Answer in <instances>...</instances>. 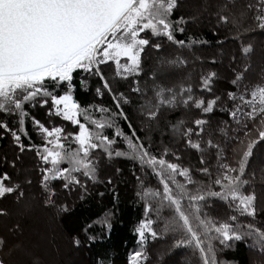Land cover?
Returning a JSON list of instances; mask_svg holds the SVG:
<instances>
[{
	"label": "snow or ice",
	"instance_id": "obj_1",
	"mask_svg": "<svg viewBox=\"0 0 264 264\" xmlns=\"http://www.w3.org/2000/svg\"><path fill=\"white\" fill-rule=\"evenodd\" d=\"M180 3L0 0V139L10 137L19 152H32L38 161L35 181L0 171V202L11 198L14 206L0 203V220L27 214L34 184L42 207L66 213L55 182L83 192L89 181L112 185V177L100 181L102 160L125 158L133 162L136 197L143 205L134 229L137 247L126 264H153L149 244L158 240L168 247L154 254L156 264H167L165 256L175 249L189 250L190 264H223L219 253L236 242H244L264 264V220H258L264 199L256 191L257 173L249 172L255 149L264 148V69L252 72L254 45L248 40L256 30L264 32V0H201L191 17L176 16ZM203 13L217 46L236 45L222 90L216 87L221 74L215 57L207 61L213 67H201L195 81L194 67L189 68L204 65L194 49L210 45L207 36L178 38ZM149 49L156 55L146 67ZM107 65H114L116 78L131 81L127 91L113 86L102 68ZM77 75L79 87L93 92V102L76 98ZM90 80L96 81L94 89ZM105 96L110 105L102 103ZM37 107L45 110L47 121L32 114ZM29 122L39 143L29 134ZM177 136L200 153L198 169L173 162L181 157L165 141ZM17 159L5 156L4 162L15 169ZM196 172L206 180L195 178ZM145 177H154L159 186L148 187ZM259 184L264 188V168ZM218 201L226 205V219L216 211ZM109 217L106 213L83 229L89 242L96 240L88 235L93 225L111 229ZM21 227L17 220L7 232L15 235ZM72 243L81 245L78 236ZM0 251H12L3 234ZM106 260L100 257L97 264ZM0 264L9 261L0 258Z\"/></svg>",
	"mask_w": 264,
	"mask_h": 264
},
{
	"label": "trees",
	"instance_id": "obj_2",
	"mask_svg": "<svg viewBox=\"0 0 264 264\" xmlns=\"http://www.w3.org/2000/svg\"><path fill=\"white\" fill-rule=\"evenodd\" d=\"M200 3L201 0H181L176 16L191 17L195 15ZM209 20L208 14L203 13L195 23H189L184 35L178 34V38L184 39L191 35L207 36L211 44L202 47L197 46L194 49L196 56L205 61L204 65L201 66L196 63L194 66L190 65L189 68L192 70L194 67L193 81H195L197 79L196 73L201 70V67L205 70L213 67L207 61L215 57L217 59V64L214 66L215 70L221 74V80L216 87L222 90L228 86L227 81L224 79L228 75L226 71L228 55L235 49L236 45L229 42L223 47L217 46L215 43L216 38L210 34L212 25ZM248 40L254 45V52L251 57L252 72L258 73L261 69H264V32L256 30L250 34ZM185 54H187V50H185ZM155 55L154 51L148 50V54L144 57L146 67L154 63ZM221 59H223V63H220ZM102 68L109 79L113 80L115 88L120 91L128 90L131 81L116 78L114 65L102 66ZM79 79L80 76L77 75L76 98L81 103L93 102V92L81 89ZM89 85L94 89L96 81L90 80ZM102 103L110 105L111 101L105 96ZM32 114L42 121H47L44 109L37 107L32 110ZM55 123L62 124L59 120ZM136 123L138 125L139 121H136ZM121 126L127 132V126L123 122H121ZM28 130L33 141L39 143L40 137L32 130L30 122ZM241 138L243 137L241 136ZM193 139L196 138L193 137ZM24 143L27 144V140ZM165 143L181 157L180 161L173 160V162H178L182 166L190 167L193 170L199 168L200 153L186 147L179 136L175 139L166 140ZM117 146L124 147L122 142L118 143ZM232 147L234 148L236 145H232ZM5 156L9 161L19 157L16 160L15 169L5 164ZM205 158H208L207 155ZM228 159H234L231 149L228 152ZM37 164L38 161L34 154L29 151L19 152L14 147L10 137L0 139V171H8L13 179L28 176L35 181L38 180L35 171ZM213 165H215V161H213ZM117 168L121 170L119 173L116 172ZM133 168V162L125 158L103 159L99 169L100 181H106L108 177H112V185L104 182L93 184L89 181L87 182L86 192L79 188H73L70 191L65 190L61 187V182H55L58 203L66 204L69 209L68 212L60 214H57L53 209L41 206L39 190L34 184L31 191L35 192L36 195L30 199V208L27 214L20 216L14 213L11 218L0 220V234L8 236L12 246L11 253L0 251V258L8 260L9 264H97L100 257L106 256L105 264H126L127 254L137 247L134 229L143 217L142 202L136 197L139 185L133 175ZM261 168H264V148L258 146L251 159L249 172L255 171L257 173L256 191L258 196L264 199V188L259 184ZM136 174L139 175V172ZM195 178L206 180L198 172L195 173ZM149 179L150 184L147 185L148 187L156 188L159 186L154 177H145L146 181ZM0 203L6 207H14L11 198ZM225 208L226 205L222 202L218 201L216 203V211L221 219H226L228 215ZM106 213H110L111 229H104L98 224L93 225L88 235H94L96 240L95 242H89L83 229ZM17 220L22 227L15 235H11L7 232V226L14 224ZM258 220H264V216L258 217ZM74 236H78L81 241L79 248L72 243V237ZM167 247L168 244L160 240L149 244V256L153 259V264H156L154 254L165 250ZM218 258L223 264H260L262 259L244 242H236L232 248L219 253ZM18 259H22V263H19ZM165 261L167 264H190L189 250L175 249L170 255L165 256Z\"/></svg>",
	"mask_w": 264,
	"mask_h": 264
},
{
	"label": "rangeland",
	"instance_id": "obj_3",
	"mask_svg": "<svg viewBox=\"0 0 264 264\" xmlns=\"http://www.w3.org/2000/svg\"><path fill=\"white\" fill-rule=\"evenodd\" d=\"M22 261H23L22 259H18V262H19V263H22Z\"/></svg>",
	"mask_w": 264,
	"mask_h": 264
}]
</instances>
